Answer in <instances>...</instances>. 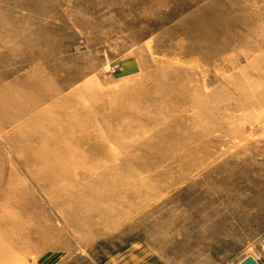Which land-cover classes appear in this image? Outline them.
<instances>
[{"label": "rangeland", "instance_id": "rangeland-1", "mask_svg": "<svg viewBox=\"0 0 264 264\" xmlns=\"http://www.w3.org/2000/svg\"><path fill=\"white\" fill-rule=\"evenodd\" d=\"M264 264V0H0V264Z\"/></svg>", "mask_w": 264, "mask_h": 264}, {"label": "water", "instance_id": "water-1", "mask_svg": "<svg viewBox=\"0 0 264 264\" xmlns=\"http://www.w3.org/2000/svg\"><path fill=\"white\" fill-rule=\"evenodd\" d=\"M239 264H259L256 259L252 256L246 257L244 260H242Z\"/></svg>", "mask_w": 264, "mask_h": 264}]
</instances>
